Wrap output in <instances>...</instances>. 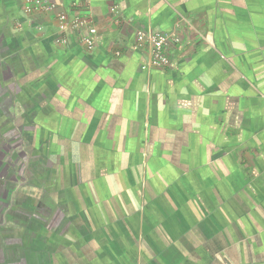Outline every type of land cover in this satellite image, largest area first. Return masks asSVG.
<instances>
[{"label": "crops", "instance_id": "crops-1", "mask_svg": "<svg viewBox=\"0 0 264 264\" xmlns=\"http://www.w3.org/2000/svg\"><path fill=\"white\" fill-rule=\"evenodd\" d=\"M50 1L96 46L0 0V264H264V0Z\"/></svg>", "mask_w": 264, "mask_h": 264}, {"label": "built area", "instance_id": "built-area-1", "mask_svg": "<svg viewBox=\"0 0 264 264\" xmlns=\"http://www.w3.org/2000/svg\"><path fill=\"white\" fill-rule=\"evenodd\" d=\"M23 8L29 16L55 14L59 32L56 39L57 44L66 45L68 42L67 34L75 33L79 35L80 44L87 53L94 51L97 29L92 18L81 15L70 18L65 12L58 11L57 4L50 0H23ZM112 11L115 12L116 8H113ZM136 40L149 53L150 62L147 66H143L144 70L169 67L171 65L170 50L174 44L179 42L177 34L174 33L145 32L142 30L137 32Z\"/></svg>", "mask_w": 264, "mask_h": 264}]
</instances>
